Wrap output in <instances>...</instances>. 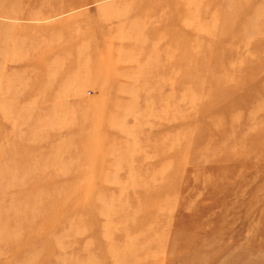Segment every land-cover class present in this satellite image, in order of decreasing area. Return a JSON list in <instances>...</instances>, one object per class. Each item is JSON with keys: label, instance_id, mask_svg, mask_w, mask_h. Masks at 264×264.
<instances>
[{"label": "rangeland", "instance_id": "rangeland-1", "mask_svg": "<svg viewBox=\"0 0 264 264\" xmlns=\"http://www.w3.org/2000/svg\"><path fill=\"white\" fill-rule=\"evenodd\" d=\"M0 264H264V0H0Z\"/></svg>", "mask_w": 264, "mask_h": 264}]
</instances>
